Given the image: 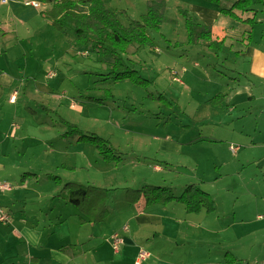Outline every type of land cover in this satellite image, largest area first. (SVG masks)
Masks as SVG:
<instances>
[{
    "label": "rangeland",
    "instance_id": "rangeland-1",
    "mask_svg": "<svg viewBox=\"0 0 264 264\" xmlns=\"http://www.w3.org/2000/svg\"><path fill=\"white\" fill-rule=\"evenodd\" d=\"M101 1L127 26L147 13L152 0ZM156 1L165 4L161 27L148 28L150 43L130 47L126 54L120 53L121 58L114 52H99L92 42L75 40L73 33L66 37L53 31V45L40 51L42 60L31 61L32 68L43 69L45 89L25 111L30 155L14 158L20 170L11 172L16 178L9 181L21 185L28 180L37 193L54 188L57 177V184L63 180L117 189L108 195L110 212L105 221L91 226L97 231V246L114 230L133 227L130 232L140 228L150 234L136 240L128 234L134 245L122 248H142L151 254L150 261L155 248H225L226 254L264 264V82L251 76L252 59L237 55L246 48L238 40L250 27L223 15L215 22L210 41L225 30L228 39L222 50L196 39L197 35L190 43L184 10L204 24L196 11L208 6L221 10L220 6L213 0ZM220 1L223 8H230L236 0ZM256 1L260 12L252 45L264 50V0ZM119 59L137 73L132 78L107 79ZM49 72L55 73L50 80L46 79ZM232 147L238 149L236 154ZM112 149L122 158L109 161L100 153L109 155ZM154 165L161 166L162 173H154ZM191 183L213 196L215 210L188 214L183 204L170 202L169 212L183 209L178 218L187 229L179 236L168 233L165 226L159 228L162 234L152 227H138L128 218L133 202L128 200L127 188L160 185L178 196ZM37 193L26 200L27 211L37 214L34 223L40 227L52 220V207L57 214L80 211L86 216L69 203L42 200ZM10 199H4L0 209L22 211L19 204L25 201L18 199L23 202L14 208ZM16 215L20 217L19 212ZM0 228V245L7 242L14 255L0 248V264L21 262L20 256L34 253L25 237L16 241L8 228L2 224ZM56 230V235L44 237L39 245L65 247L59 243V233H78L79 227L71 222ZM73 252L69 249L71 256Z\"/></svg>",
    "mask_w": 264,
    "mask_h": 264
},
{
    "label": "crops",
    "instance_id": "crops-1",
    "mask_svg": "<svg viewBox=\"0 0 264 264\" xmlns=\"http://www.w3.org/2000/svg\"><path fill=\"white\" fill-rule=\"evenodd\" d=\"M35 3L39 2L35 0H0V185H11L12 182L9 180L16 178L10 175L11 172L20 170V163L17 164L14 158L18 160L30 155L31 150L27 143L28 136L24 133V117L27 115L25 111L30 108L29 103L35 101L36 94H44L45 89L42 83L43 69L32 68L31 61L42 60L40 51L49 44L53 45L51 37L55 35L53 32L55 28L42 15V12L48 9L47 5L39 3L40 6L35 7ZM196 12L199 17H202L200 18L203 19L204 24L209 27H214L215 22L222 16L216 6H208L203 12ZM258 23L257 20L256 25ZM247 56L252 59L249 68L251 76L264 82V50L253 46L251 42V45L238 55L239 58ZM47 78L49 79L48 75ZM36 104L40 105L38 101ZM42 107L45 105L42 104ZM147 160L149 159L146 157ZM71 168L76 170L75 165ZM152 169L156 174L162 173L161 166L154 165ZM30 179L35 178L31 177ZM25 181L24 179L20 183L21 185L19 182L12 183L15 186L13 191L0 190V206L4 199L11 198V207L14 208H16V204L25 201L23 205L19 204L22 211L14 212L4 208L11 218L9 222H0V224L9 229L10 235L16 241L25 237L34 253L27 255V257L25 255L20 256L21 262H9L8 264H136L137 253L142 248H121L120 252H116L112 241L111 243L107 242L108 238L112 239L113 234L120 233L124 238L123 246L133 247L134 243L127 238L128 234L133 240H136L148 236L150 231H145L144 234L140 228L133 232H130L134 230L133 227H128V231L123 230V232L112 229L114 231L109 235L110 237H106L107 241L105 238L101 239L99 246H97V231L96 228H91L92 225L97 224L89 223V219L85 215L80 211H76V213L74 209L72 210L75 214L63 212L57 214L55 207H52V211L49 213L52 220L47 226L40 227L34 223L37 214L27 211L29 201L26 200L29 195H33L37 191L35 188H29L30 181ZM54 183L56 186L49 188L51 190L37 193L39 198L42 200L50 199L53 203L56 201L69 203L58 197L65 181L62 180V184H57L56 181ZM10 193L12 195L8 196ZM18 199H23V201ZM141 205L133 203L127 213L128 218L133 219L138 227H152L161 233L159 228L165 226L168 233L175 232V236H179L187 229L179 223L178 214L182 213L183 209L178 208L177 212H169L167 208L170 204L148 208H143ZM135 207L136 209H134ZM152 208H156L154 209L155 212ZM17 212L20 214L19 218H17ZM71 222L79 227V232L74 234L66 233V231L59 233L61 235L59 243L65 247L46 248L39 245L40 240L44 237L56 235L58 233L56 228L64 229ZM191 226L192 228L197 227L195 224ZM87 227H89V232ZM2 230L0 228V234ZM167 234L165 235L167 236ZM19 237L21 238L19 239ZM106 242L108 244H105ZM0 248H8L9 256H14L11 252L12 248H9L7 242H4L3 246L1 244ZM69 249H74L72 256ZM36 252L40 254L39 257ZM153 256V260L150 261V257L143 264H241L243 262L252 264L248 258L243 259L232 253L226 254L225 248H155ZM23 261L24 263H22Z\"/></svg>",
    "mask_w": 264,
    "mask_h": 264
},
{
    "label": "trees",
    "instance_id": "trees-1",
    "mask_svg": "<svg viewBox=\"0 0 264 264\" xmlns=\"http://www.w3.org/2000/svg\"><path fill=\"white\" fill-rule=\"evenodd\" d=\"M35 1L48 6V9L42 12L43 17L50 21L55 29L63 32L66 37L67 34L73 33L75 40L92 42L94 48H97L99 52L104 54L114 52L119 56L118 58H121L120 53L126 54L130 47L137 46L138 48L149 44L150 38L147 35V29L160 28L164 21L165 4L163 1L152 0L147 13L142 15L141 19H131L127 26L122 25L118 20L117 13L106 9L101 0ZM213 1L220 6L222 16H229L235 21L243 23L246 27H250V30L242 35L241 40H238L245 47L250 46L251 42H253V29L257 24L259 12L255 8L257 1L236 0L230 8H223L220 5V0ZM184 12L190 43L194 41V37L197 35L196 39L202 38L209 41L210 47L221 50L225 47V42L228 39L225 30L215 35L217 39L210 42L216 28L202 24L190 12H186V10ZM243 52L244 50L241 49L237 51V55ZM119 60L121 63L117 61L114 71L106 75L107 79L121 80L132 78L137 73L136 70L126 66L122 59ZM124 66L128 70L125 71ZM111 152V154L107 155L100 150L101 155L107 160L109 159V161L114 158H122L118 150L112 149ZM55 179L60 183L58 177ZM63 188L58 197L84 211L91 224L105 221L110 212L107 202L108 195L111 191L117 190L74 182L65 183ZM126 192L131 193V195L128 194L129 201L132 200L131 202L133 203L142 204L141 207L143 208L167 205L172 201H176L183 204L188 213H197L202 210L211 213L215 210L213 196L196 183L186 185L184 192L178 196L173 193L171 188L160 185H144V187L138 189L127 188Z\"/></svg>",
    "mask_w": 264,
    "mask_h": 264
},
{
    "label": "built area",
    "instance_id": "built-area-1",
    "mask_svg": "<svg viewBox=\"0 0 264 264\" xmlns=\"http://www.w3.org/2000/svg\"><path fill=\"white\" fill-rule=\"evenodd\" d=\"M35 7H39L40 4L39 3H35L34 4ZM48 77L49 78H54L55 77V73L54 72H49L48 73ZM232 152L233 153H236L237 149L236 148H231ZM0 190L2 191H10L12 190V187L11 185L9 184H1L0 185ZM11 216L9 215L8 212L4 213L1 209H0V222L1 223H6V222H9ZM124 231H128V228L125 227L124 228ZM112 244H113V247L115 249L116 252H120L122 246L124 245V238L121 236L120 233H115L113 234L112 236ZM151 257V254L147 251H140V253L138 254V257L136 259V264H141L142 262L144 261H147L148 259H150Z\"/></svg>",
    "mask_w": 264,
    "mask_h": 264
}]
</instances>
